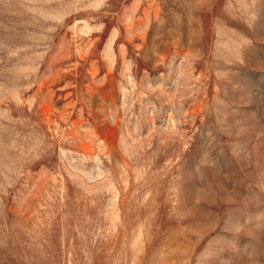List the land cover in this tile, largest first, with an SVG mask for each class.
<instances>
[{"label": "rangeland", "instance_id": "rangeland-1", "mask_svg": "<svg viewBox=\"0 0 264 264\" xmlns=\"http://www.w3.org/2000/svg\"><path fill=\"white\" fill-rule=\"evenodd\" d=\"M0 264H264V0H0Z\"/></svg>", "mask_w": 264, "mask_h": 264}]
</instances>
